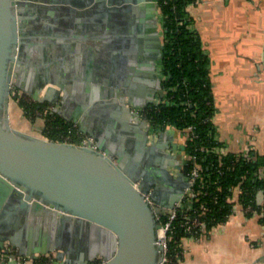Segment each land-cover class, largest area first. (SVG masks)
Here are the masks:
<instances>
[{"label": "water", "instance_id": "1", "mask_svg": "<svg viewBox=\"0 0 264 264\" xmlns=\"http://www.w3.org/2000/svg\"><path fill=\"white\" fill-rule=\"evenodd\" d=\"M40 1L60 3L57 7L65 11L66 20L78 9L86 8L99 16L102 34L101 12L131 7L137 17L140 11L143 14L152 8L158 55L153 56L147 47L146 60L132 61L130 72L125 69L129 67L127 59L135 54L114 48V54L122 55L121 72L116 74L110 69V78L98 89L101 98L113 106L121 133L128 137H122L119 131L97 135L100 151H96L49 140L11 125L14 87L28 91L40 103H56V94L61 92L48 87L40 96L46 84L41 82L31 90L21 83L19 73L24 60L36 62L24 54L19 21L25 9L33 11L42 6L37 3ZM130 1L0 0V246L9 240L21 254L32 257L56 250L58 264H90L98 257L105 260L104 264H158L162 260L163 247L157 243L161 225L145 194H150L155 209L169 210L186 199L190 177L183 170L182 154L173 152L178 149L176 129L154 131L148 120L140 117L143 109L160 102L156 92L164 96L163 78L157 72L164 64H156L164 49L160 0ZM68 25L73 27L69 21ZM143 38L139 36V41ZM136 47L130 45L128 51L135 52ZM78 123L82 131H87L85 119H78ZM167 139L172 140L171 145ZM37 217L50 223L53 235L39 240L31 234L27 241L22 239L20 231L28 225L34 228ZM14 225L20 228L12 236L9 232ZM2 264L23 263L12 260Z\"/></svg>", "mask_w": 264, "mask_h": 264}, {"label": "crops", "instance_id": "2", "mask_svg": "<svg viewBox=\"0 0 264 264\" xmlns=\"http://www.w3.org/2000/svg\"><path fill=\"white\" fill-rule=\"evenodd\" d=\"M37 3L42 6L33 11L25 9L19 21L24 54L36 62L24 60L19 73L21 83L31 90L41 82L46 84L40 96L48 87L61 89L56 103H45L59 118L76 123L80 130L78 119H85L87 131L81 130L83 134L96 138L119 131V135L128 137L121 133L113 106L101 98L98 90L110 78L111 69L102 28L98 26L99 16L84 8L66 20L57 1ZM188 10L211 57L216 105L213 121L221 149L224 153H238L251 146L263 154L264 0H196ZM15 88L27 99L36 101L28 91ZM155 97L162 99L158 92ZM83 105H87V110ZM10 122L14 128L36 136L41 135L45 126L43 116H24L14 99L10 101ZM175 137L178 144L184 143L185 136L180 131L176 130ZM166 143L171 145L172 140L167 139ZM186 203L189 201L184 200ZM34 223L36 230L28 225L20 231L22 239L27 241L31 234L39 240L47 236L50 239V223L41 222L40 217ZM14 226L9 232L12 236L20 228ZM26 250H30L29 246ZM182 250L178 264H264V223L259 214L248 215L238 208L225 223L200 236L184 237Z\"/></svg>", "mask_w": 264, "mask_h": 264}, {"label": "trees", "instance_id": "3", "mask_svg": "<svg viewBox=\"0 0 264 264\" xmlns=\"http://www.w3.org/2000/svg\"><path fill=\"white\" fill-rule=\"evenodd\" d=\"M195 2L160 0L165 94L161 102L148 106L144 113L157 129L174 126L185 131L189 126L193 127L188 131L190 136L186 141V151L196 155L197 159L188 160L184 170L188 172L195 162L202 165L203 175L195 185L198 195L189 211L204 222L196 235L200 236L214 226L225 223L237 204H252L258 208L260 220L264 223V153L258 154V159L252 161L238 157L237 153L220 154L212 150L222 143L216 136L213 121L216 105L210 74L211 57L188 10V6ZM12 97L24 116L31 119L44 117L45 126L41 135L45 137L54 138L72 124L51 111L42 115L47 108L45 102L29 100L18 93ZM202 147L212 151H204ZM238 188L241 191L237 196ZM181 221L182 216L179 214L175 223L176 231L169 241V260L166 264L179 263L183 257L182 239L191 235L180 226Z\"/></svg>", "mask_w": 264, "mask_h": 264}, {"label": "built area", "instance_id": "4", "mask_svg": "<svg viewBox=\"0 0 264 264\" xmlns=\"http://www.w3.org/2000/svg\"><path fill=\"white\" fill-rule=\"evenodd\" d=\"M13 89L16 90V92L12 91V95L15 93L20 94V92L17 91L15 87ZM164 94H165V90H164ZM145 109L141 111L140 117L142 119L143 118L147 119L154 131L163 130V129H157L153 127L150 119L146 117L144 113ZM50 111L53 112V109L51 107H47L44 109L42 115L45 116ZM168 127L175 128L176 130L180 131V133H182L185 136L184 143L178 144V149L177 151H175V152H180L182 154L181 162H182V166L184 170L188 160L196 161L197 159L196 155H192L186 151V141L190 136L188 131L192 130L193 127L189 126V129L185 131H182L174 126H168ZM46 138L49 140H55L58 142L71 143V144H76L79 146H87V147L93 148L96 151H100L97 145L96 138L92 135L83 134L76 123H72L62 132H58L54 138H49V137H46ZM202 149L204 151L213 150V151H216L217 153L224 154L221 147H215L212 150L205 148V147H202ZM258 154L259 153H257V151H255L251 146H248L244 148L242 151L237 153L238 157L248 158L252 161H256L258 159ZM186 173L190 177L189 178L190 185L187 188V197L186 199H184L186 202L189 201V203H186V205H184V200H181L180 202H177L176 205L169 210H162V209L158 210V209H155L154 202L151 199L150 194L149 193L145 194L146 199L154 207V211L161 225L157 231V243L163 247V258L158 264H166V262L169 260V255H168L169 241L172 235L176 231L175 223H176V220L179 214H181L182 216V221L180 223V226L184 228L185 232L190 233L193 236L198 235L199 229L203 227V224H204L203 220L198 215H193L189 212L190 209L193 208L195 197L198 195V191L196 190L195 185L197 181L203 175L202 165L198 162H195L192 168ZM240 191L241 190L238 188V193H236L237 196ZM234 200L236 199L234 198ZM238 208H240L246 214L251 213V212H253L254 214H258L257 212L258 208H255L252 204H248L246 206L237 204L234 207V213L236 212ZM182 253H183V250H182ZM12 260H16L17 262L23 263V264H58L56 253L39 254L38 257L23 255L20 253L19 249L15 247L9 240H5L4 244L0 246V264L7 263ZM104 263H105V260L102 258L98 262V264H104Z\"/></svg>", "mask_w": 264, "mask_h": 264}, {"label": "flooded vegetation", "instance_id": "5", "mask_svg": "<svg viewBox=\"0 0 264 264\" xmlns=\"http://www.w3.org/2000/svg\"><path fill=\"white\" fill-rule=\"evenodd\" d=\"M130 2H133L131 0ZM103 16V43L106 47L107 51V57L108 61L111 65V69H114L116 71V74L118 72H121L122 69V55L121 54H114V48H117L119 52H125L135 54V57H130L127 59L129 62V67L125 68L128 71H132L131 68V62L136 61L137 63L144 62L146 60V53L145 49L147 47L151 48V53L153 56H157L159 52V43L156 36V27H155V18L152 16V8L145 9L143 11H140L141 15L135 17L134 12L132 8L127 7L122 10H112V11H104L101 12ZM143 17V21L142 18ZM143 23V25H142ZM142 25V26H141ZM143 36L144 40L139 41V36ZM132 38V40H131ZM130 45H136L135 52L134 51H128V48ZM140 46V48H139ZM164 51V49H163ZM142 56V58H141ZM163 63V55L161 59L156 60V64L159 65L160 63ZM138 65V64H137ZM164 69V67H163ZM163 69L162 71H159L158 69V75L163 78ZM155 83L156 82V78ZM174 152V151H173ZM101 260V258H96L90 264H98V262Z\"/></svg>", "mask_w": 264, "mask_h": 264}, {"label": "rangeland", "instance_id": "6", "mask_svg": "<svg viewBox=\"0 0 264 264\" xmlns=\"http://www.w3.org/2000/svg\"><path fill=\"white\" fill-rule=\"evenodd\" d=\"M160 18H161V16H160ZM161 22H162V20L160 21V24H161ZM161 32H162V34H163V30H162V24H161ZM165 78V76L163 75V79ZM13 91H15L16 92V90H14L13 89ZM42 114H43V112H42Z\"/></svg>", "mask_w": 264, "mask_h": 264}]
</instances>
